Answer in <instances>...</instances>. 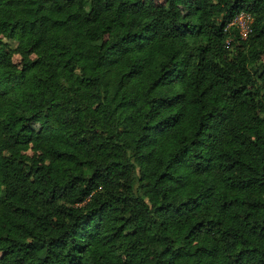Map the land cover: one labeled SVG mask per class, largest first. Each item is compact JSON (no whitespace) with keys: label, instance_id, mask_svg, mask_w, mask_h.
<instances>
[{"label":"trees","instance_id":"1","mask_svg":"<svg viewBox=\"0 0 264 264\" xmlns=\"http://www.w3.org/2000/svg\"><path fill=\"white\" fill-rule=\"evenodd\" d=\"M0 264H264V0H0Z\"/></svg>","mask_w":264,"mask_h":264},{"label":"built area","instance_id":"2","mask_svg":"<svg viewBox=\"0 0 264 264\" xmlns=\"http://www.w3.org/2000/svg\"><path fill=\"white\" fill-rule=\"evenodd\" d=\"M252 16L248 12L237 13L230 25L237 28L240 37L245 38L251 31Z\"/></svg>","mask_w":264,"mask_h":264},{"label":"rangeland","instance_id":"3","mask_svg":"<svg viewBox=\"0 0 264 264\" xmlns=\"http://www.w3.org/2000/svg\"><path fill=\"white\" fill-rule=\"evenodd\" d=\"M158 2L162 1V0H157ZM13 61L14 62H18L19 61V56L18 55H14L13 56Z\"/></svg>","mask_w":264,"mask_h":264}]
</instances>
